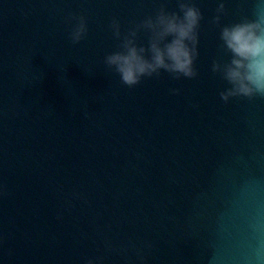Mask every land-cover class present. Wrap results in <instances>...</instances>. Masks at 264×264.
Instances as JSON below:
<instances>
[{
  "label": "water",
  "instance_id": "95a60500",
  "mask_svg": "<svg viewBox=\"0 0 264 264\" xmlns=\"http://www.w3.org/2000/svg\"><path fill=\"white\" fill-rule=\"evenodd\" d=\"M193 3L198 75L129 89L103 63L111 20L176 0H0V264H264V99H219L218 0ZM224 3L221 25L264 9Z\"/></svg>",
  "mask_w": 264,
  "mask_h": 264
},
{
  "label": "clouds",
  "instance_id": "9594fccd",
  "mask_svg": "<svg viewBox=\"0 0 264 264\" xmlns=\"http://www.w3.org/2000/svg\"><path fill=\"white\" fill-rule=\"evenodd\" d=\"M176 3L177 11L169 12L161 6L153 16L132 24L124 33L119 21L111 20L109 29L118 41L117 50L105 55L103 63L123 86L132 89L143 78H159L162 71L174 80L194 79L198 75L194 64L203 16L193 0H176ZM215 11L210 23L219 29L220 48L228 57L213 60L211 64L212 73L227 85L218 93L219 99L224 104L235 98L264 99V9L256 12L254 20L242 18L226 25H221L224 0H218ZM65 22L71 25V43L79 44L88 31L85 17L69 14ZM140 32L148 34L147 47L137 46ZM178 92L171 90L173 95ZM137 256L143 264V253L137 250ZM85 264L94 261L88 259Z\"/></svg>",
  "mask_w": 264,
  "mask_h": 264
}]
</instances>
